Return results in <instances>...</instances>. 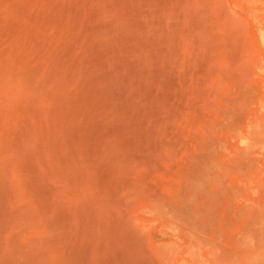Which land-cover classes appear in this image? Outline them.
<instances>
[{"label":"rangeland","instance_id":"1","mask_svg":"<svg viewBox=\"0 0 264 264\" xmlns=\"http://www.w3.org/2000/svg\"><path fill=\"white\" fill-rule=\"evenodd\" d=\"M0 264H264V0H0Z\"/></svg>","mask_w":264,"mask_h":264}]
</instances>
